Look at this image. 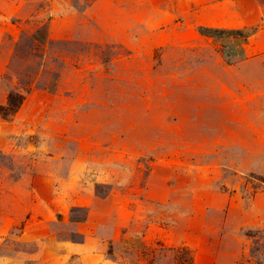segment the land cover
Returning <instances> with one entry per match:
<instances>
[{
    "label": "rangeland",
    "instance_id": "1",
    "mask_svg": "<svg viewBox=\"0 0 264 264\" xmlns=\"http://www.w3.org/2000/svg\"><path fill=\"white\" fill-rule=\"evenodd\" d=\"M9 96L0 264H264V0H0Z\"/></svg>",
    "mask_w": 264,
    "mask_h": 264
},
{
    "label": "trees",
    "instance_id": "2",
    "mask_svg": "<svg viewBox=\"0 0 264 264\" xmlns=\"http://www.w3.org/2000/svg\"><path fill=\"white\" fill-rule=\"evenodd\" d=\"M198 32L200 35L210 37L215 41L220 42L224 47L223 51L225 57L241 56L244 53L243 47L247 43V39L254 33L253 30L215 27H201ZM235 48L238 49L235 50ZM17 101L20 102V97L17 98ZM16 107L17 105L14 103L13 96H9L6 105L0 106V113L6 118L14 112Z\"/></svg>",
    "mask_w": 264,
    "mask_h": 264
}]
</instances>
